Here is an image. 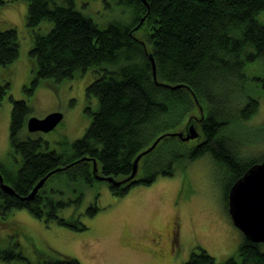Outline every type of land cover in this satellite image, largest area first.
Returning <instances> with one entry per match:
<instances>
[{
  "label": "trees",
  "instance_id": "16d2710c",
  "mask_svg": "<svg viewBox=\"0 0 264 264\" xmlns=\"http://www.w3.org/2000/svg\"><path fill=\"white\" fill-rule=\"evenodd\" d=\"M8 1L28 4L26 25L33 32L44 23L52 24L49 32L34 33L30 51L34 75L26 90L33 93L43 80L61 83L92 70L96 78L86 97L96 100L97 109L86 110L92 121L84 137L71 144L63 141L66 149L58 151L50 150L41 138L23 135L31 107L25 101L13 102L10 155L19 167L10 171L0 165L4 183L15 191L9 195L0 186V215L28 210L47 224L57 221L74 231L86 230L81 220L61 218L59 213L71 204H82L83 191L74 199L63 198L67 191H77L75 184L96 183L93 160L102 175L126 179L138 155L162 135L178 131L186 120L201 127L197 144L190 147L178 137L164 138L141 159V177L121 186L110 184L112 194L125 196L135 186L172 177L178 167L204 155L234 171L235 182L264 160L246 162L241 149H235L250 130L247 121L260 109L258 92L264 93V77H251L246 70L257 61L264 64V23L259 20L264 0H103L107 8L115 5L130 18L129 23L115 21L104 29L77 8L76 0ZM5 4L0 0V10ZM142 28L147 29V43L135 36ZM19 57L18 32L0 29V68ZM177 85L185 87L172 89ZM9 89L10 83H2L0 76V102ZM82 158L90 160L74 164ZM66 167L50 177L34 199L23 200L50 172ZM99 211L95 201L86 214L94 217ZM16 229L18 233L20 228ZM0 261L28 259L18 248L0 250ZM49 264L81 263L64 257ZM185 264L217 262L196 248ZM224 264H264V243L243 236L237 255Z\"/></svg>",
  "mask_w": 264,
  "mask_h": 264
},
{
  "label": "rangeland",
  "instance_id": "374dc122",
  "mask_svg": "<svg viewBox=\"0 0 264 264\" xmlns=\"http://www.w3.org/2000/svg\"><path fill=\"white\" fill-rule=\"evenodd\" d=\"M4 1L0 29H15L20 45L19 59L0 68L2 83H10L8 94L0 102V165L12 171L19 167L10 155L13 102H27L31 107L29 118L43 119L54 112L62 113L64 119L53 131L31 134L25 128L23 135L41 138L50 150L63 151L66 148L62 142L71 144L83 138L92 121L86 110L95 111L97 102L87 99L86 90L96 77L88 70L61 83L43 80L33 93L27 91L34 75L30 55L34 33L45 34L52 24L44 23L33 32L26 25L28 4ZM76 2L77 8L101 29L115 21L130 22L129 17L115 10V5L107 8L103 0ZM259 20L264 23V13L259 15ZM135 36L148 41L145 28ZM147 47L151 49L150 44ZM246 70L251 77H264V64L260 61L248 64ZM258 98L260 109L246 123L250 130L243 133V141L235 146L236 150L241 149L246 162L264 158V93L258 92ZM193 115L200 116L198 111ZM190 124L186 120L176 132L186 134ZM195 127L202 138L201 127ZM187 143L192 147L197 141ZM98 175H102L99 167ZM235 175L211 155H204L187 167H178L174 176L159 177L148 186H135L125 196L112 194L110 183L96 177L93 186L75 184L73 188L77 191L71 193L69 190L63 198L74 199L83 191L84 200L80 206L71 204L61 210L59 216L75 217L87 229L74 231L57 221L47 224L28 210H13L7 216L1 214L0 250L23 249L28 261H0V264H49L64 257L74 258L81 264H185L196 248H203L217 264H224L227 258L237 255L243 242L227 208L228 191L230 185L235 184ZM140 177L139 170L133 181ZM95 201L100 211L88 217L87 208ZM16 227L20 228L18 233Z\"/></svg>",
  "mask_w": 264,
  "mask_h": 264
},
{
  "label": "water",
  "instance_id": "95a60500",
  "mask_svg": "<svg viewBox=\"0 0 264 264\" xmlns=\"http://www.w3.org/2000/svg\"><path fill=\"white\" fill-rule=\"evenodd\" d=\"M142 1L145 2V0ZM151 61L153 65L154 78L156 80L157 74L153 56H151ZM182 87L185 86L177 85L172 87V89ZM63 119L64 115L60 112L51 113L43 119L30 117L27 120L26 128L27 131L32 134L38 132L48 133L53 131L63 121ZM166 137H178L183 142H190L198 140L200 138V134L198 133L195 125L190 124L186 134L184 132H175L162 135L149 149L138 155L133 165L132 174L123 181H117L111 176L98 175V164L96 160H93L94 176L100 181H106L115 186H121L125 183L133 181L138 174L141 159L145 155L151 153ZM89 160V158H82L74 164ZM67 168L68 167L59 168L50 172L34 187L33 191L27 197L23 198V200L29 201L34 199L39 191L45 186L50 177ZM0 183L1 189L5 193L15 195L14 189L4 183L2 175H0ZM228 211L232 222L247 240L253 243H264V160L261 163L253 165L231 187L228 196Z\"/></svg>",
  "mask_w": 264,
  "mask_h": 264
},
{
  "label": "flooded vegetation",
  "instance_id": "af4514ba",
  "mask_svg": "<svg viewBox=\"0 0 264 264\" xmlns=\"http://www.w3.org/2000/svg\"><path fill=\"white\" fill-rule=\"evenodd\" d=\"M194 142H196V141H194Z\"/></svg>",
  "mask_w": 264,
  "mask_h": 264
}]
</instances>
